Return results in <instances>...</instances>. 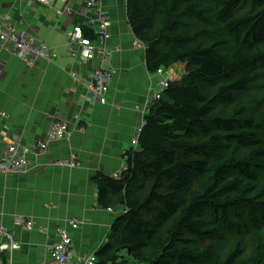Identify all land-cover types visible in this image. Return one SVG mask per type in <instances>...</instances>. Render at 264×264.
I'll return each mask as SVG.
<instances>
[{
	"label": "trees",
	"instance_id": "trees-1",
	"mask_svg": "<svg viewBox=\"0 0 264 264\" xmlns=\"http://www.w3.org/2000/svg\"><path fill=\"white\" fill-rule=\"evenodd\" d=\"M126 12L147 70L184 73L150 103L119 175L91 179L100 206L122 207L96 264H264V0Z\"/></svg>",
	"mask_w": 264,
	"mask_h": 264
},
{
	"label": "crops",
	"instance_id": "crops-1",
	"mask_svg": "<svg viewBox=\"0 0 264 264\" xmlns=\"http://www.w3.org/2000/svg\"><path fill=\"white\" fill-rule=\"evenodd\" d=\"M62 7V0H0V25L10 21L36 34L48 54L28 66L0 48V146L15 141L30 146L45 138L52 124L71 120L69 137L49 142L37 157L28 155L24 173H0V227L17 244L12 253L0 254V264H50L59 226L70 234L72 263L108 241L122 207L100 206L91 179L98 172L113 176L123 170V153L149 108L148 88H157L163 78L147 70L144 44L135 45L126 0H99L90 9L71 0L70 10L59 13ZM87 15L96 22L87 24ZM101 19L108 21L104 66L113 72L104 104L87 99L94 60L69 56L72 27L81 23L94 37ZM168 69L171 80L184 73L182 64ZM72 156L74 166L66 164ZM18 219H31L33 227Z\"/></svg>",
	"mask_w": 264,
	"mask_h": 264
},
{
	"label": "built area",
	"instance_id": "built-area-1",
	"mask_svg": "<svg viewBox=\"0 0 264 264\" xmlns=\"http://www.w3.org/2000/svg\"><path fill=\"white\" fill-rule=\"evenodd\" d=\"M45 2V0H39ZM63 7L59 13L70 10L71 0H62ZM85 2L86 8L90 9L91 6L96 5L99 0H81ZM97 17L86 16L87 24H92L96 22ZM108 21L106 19H101L99 24V29L94 33V39H91L84 35L83 25L77 23L72 27L70 32V45H69V56L76 57L79 56L83 60H94L95 67L90 77V84L87 94V99L90 102L104 104L106 103L105 95L108 91L109 82L112 77V70L110 67L104 66L105 60L107 59L108 51L103 46L104 38L108 37L105 31ZM135 45L141 46L142 43L135 41ZM0 48L10 52L14 56L18 57L22 62L28 66H34L39 58H46L48 56L46 51L45 43L32 32L20 28L15 23L10 21H4L0 25ZM156 74L163 76L157 88L148 89V101L149 105L154 100L161 97L163 91L167 88L168 82L171 79V71L165 68H159ZM144 109V108H143ZM76 121L79 120L78 114L74 115L73 118ZM71 120L59 121L50 127L47 131L45 138L30 144V146H22L17 141L1 147L0 146V173L2 174H21L24 173L30 164V160L27 157L31 153L37 157L45 149L49 142L69 137L71 128L68 123ZM144 124V119L141 127L137 129L136 134L131 139L132 147H136L138 144V134L141 131L142 125ZM66 164L74 166L78 164L75 156L66 162ZM124 167V161H123ZM108 210H112L108 208ZM18 221L28 229L33 227V222L31 219L25 220L18 219ZM69 224L72 227L77 226V221L75 219H70ZM58 241L55 242L51 247V263L50 264H96L97 258L95 253L84 254L82 256L76 257V262L72 263L71 259L74 254L71 249V237L69 232L64 226H59L57 228ZM17 248L13 236L10 231L4 227H0V254H10Z\"/></svg>",
	"mask_w": 264,
	"mask_h": 264
},
{
	"label": "water",
	"instance_id": "water-1",
	"mask_svg": "<svg viewBox=\"0 0 264 264\" xmlns=\"http://www.w3.org/2000/svg\"><path fill=\"white\" fill-rule=\"evenodd\" d=\"M116 254L119 256V258H123V257H125L127 255V253L124 252L122 248H118L116 250Z\"/></svg>",
	"mask_w": 264,
	"mask_h": 264
},
{
	"label": "clouds",
	"instance_id": "clouds-1",
	"mask_svg": "<svg viewBox=\"0 0 264 264\" xmlns=\"http://www.w3.org/2000/svg\"><path fill=\"white\" fill-rule=\"evenodd\" d=\"M137 41H139V40L137 39ZM139 42H140V41H139ZM140 43H141V42H140ZM165 69H168V68H165ZM170 80H171V79H170ZM170 80H169V81H170ZM150 105H151V104H150ZM137 146H138V144H137ZM137 146H136V147H137ZM131 148H134V147H132V145H131ZM122 162H123V158H122ZM114 176H116V175H114ZM111 209H112V208H111ZM112 210H113V209H112ZM24 221H25V220H24ZM23 225H24V224H23ZM24 227H25V226H24ZM25 228H26V227H25ZM27 229H28V228H27ZM15 243H16V242H15ZM15 249H16V248H15ZM12 252H13V251H12ZM4 254H5V253H4ZM96 258H97V257H96Z\"/></svg>",
	"mask_w": 264,
	"mask_h": 264
},
{
	"label": "rangeland",
	"instance_id": "rangeland-1",
	"mask_svg": "<svg viewBox=\"0 0 264 264\" xmlns=\"http://www.w3.org/2000/svg\"><path fill=\"white\" fill-rule=\"evenodd\" d=\"M149 88H150V87H149ZM149 88H148V89H149Z\"/></svg>",
	"mask_w": 264,
	"mask_h": 264
}]
</instances>
